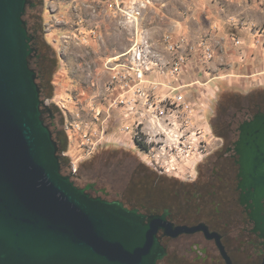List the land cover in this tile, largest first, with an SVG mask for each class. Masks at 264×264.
<instances>
[{
    "label": "rangeland",
    "instance_id": "rangeland-1",
    "mask_svg": "<svg viewBox=\"0 0 264 264\" xmlns=\"http://www.w3.org/2000/svg\"><path fill=\"white\" fill-rule=\"evenodd\" d=\"M119 3L43 0L42 41L50 52L43 64L46 94L62 96L59 102L66 113V125L75 120L74 110L77 112V107H83L81 103L90 98L93 112L102 111L99 117L103 126L91 128V133L85 122L76 132L65 129L62 150L69 159L66 173L70 174L71 160L75 159L79 175L74 178L76 183L97 181L111 195L139 184L144 185L142 194L149 193L154 183L164 192L170 188L191 192L201 163L222 141L217 136L226 130L236 106L247 95L264 92V80L252 77L251 82L246 76L249 48L264 53V0H124L122 10ZM198 21L237 22L219 35L215 26L197 30ZM171 43L175 44L172 49ZM234 46L237 56L228 57L229 52L221 57L236 49ZM133 49L141 50L145 54L142 65L152 68L146 73L145 85L155 84L151 92L155 99L175 98L181 92L192 109L170 102L165 105V101L155 107L142 102L129 118L124 117L122 107L114 103L121 89L115 88L113 67L123 59L117 56L119 52ZM230 63L237 64L234 73L226 67ZM213 76L222 86L216 98L203 103L187 95H196L195 86ZM151 119L156 120L154 129ZM138 130L141 139L137 138ZM86 133L93 142L101 139L92 152H83V147L93 146L83 144ZM176 137H183L181 144H175ZM175 145L178 148L174 149ZM197 145L203 149L198 151Z\"/></svg>",
    "mask_w": 264,
    "mask_h": 264
},
{
    "label": "water",
    "instance_id": "water-1",
    "mask_svg": "<svg viewBox=\"0 0 264 264\" xmlns=\"http://www.w3.org/2000/svg\"><path fill=\"white\" fill-rule=\"evenodd\" d=\"M30 0H0V264H157L165 216L95 197L63 172L24 18ZM241 187L264 209V112L240 126ZM254 177L255 180H251ZM264 220V216L259 217Z\"/></svg>",
    "mask_w": 264,
    "mask_h": 264
},
{
    "label": "flooded vegetation",
    "instance_id": "flooded-vegetation-1",
    "mask_svg": "<svg viewBox=\"0 0 264 264\" xmlns=\"http://www.w3.org/2000/svg\"><path fill=\"white\" fill-rule=\"evenodd\" d=\"M30 1L34 5L28 6L24 17L35 49L31 64L37 71L42 89L43 117L58 142L63 172L67 174L69 159L62 150L65 129L70 130L85 122L86 128L90 125L88 131L91 132L98 124L103 126L102 118L94 115L90 98L81 103L83 107H77V112L74 110L75 120H69L70 125H66V113L59 102L62 96L57 93L50 96L46 94L48 83L43 64L50 52H46V44L42 41L45 29L44 5L43 0ZM247 97L231 113L226 130L217 136L222 141L217 142L201 163L193 179L196 186L191 192L184 190L180 193L172 188L164 192L160 185L154 183L149 193L142 194L144 185L135 184L134 189L128 188L123 193L111 195L97 181L76 184L79 187L92 185L88 190L92 196L122 201L126 207L138 209L145 214L146 220L153 215L165 216L167 223L172 224L170 231L183 226L198 227L195 231H185L177 236L160 228L158 237L165 253L157 264H264V220L259 218L264 216V209L258 214L253 199L244 198L254 188L241 187L244 178L241 175V154L237 149L241 124L253 120L259 112H264V92L249 94ZM69 98L73 100L71 95ZM72 176L73 179L78 177V171ZM251 180H255L254 177ZM262 204L264 206V200Z\"/></svg>",
    "mask_w": 264,
    "mask_h": 264
},
{
    "label": "built area",
    "instance_id": "built-area-1",
    "mask_svg": "<svg viewBox=\"0 0 264 264\" xmlns=\"http://www.w3.org/2000/svg\"><path fill=\"white\" fill-rule=\"evenodd\" d=\"M119 0H116V3H118ZM117 6L121 8V10L124 8V0H120L119 5L117 4ZM173 43L170 44V48H174ZM145 56V54L143 52H141V50H137V49H133L127 52H124L123 54L119 55V57L121 58H125L124 60H118L116 62V65L113 67V70L116 69V74L114 75V79L116 80V86L115 88H120L121 89V93L119 95L116 96V98L114 99V103H116V106L122 107V113L124 115V117L127 119L131 116V114H133V111H136L139 103L141 104L142 102H145L147 105H150L151 107H155V106H161L163 104H161V102H166L165 105H168L169 102L170 104H173L176 107H180L183 106L185 108H189L192 109L191 105L188 104L186 102V97H184V95L179 92L175 95L174 97H168L166 96L164 99H155V94H152L151 92L154 91V85L155 84H151L148 87H146L145 83H147L146 80V73L147 71L149 72L150 70H152L151 67H144L142 65V58ZM120 68V69H118ZM118 86V87H117ZM173 96V95H172ZM173 111V108H171L170 113ZM191 113V111H190ZM102 114L101 109L96 110L95 111V115L96 117H99ZM106 120H109V118H107ZM150 127L152 129H154V126L156 124V120L155 119H151L150 120ZM79 125H75L74 128H71L70 130L76 132L77 131V127ZM141 126V122L137 123V129H139ZM107 127V126H105ZM129 125H127L125 128H128ZM106 129V128H105ZM143 130V129H142ZM144 132V130H143ZM91 133V132H90ZM105 133V132H104ZM106 134V133H105ZM103 138H104V134ZM168 135V134H167ZM183 136V135H182ZM83 144H87L91 143L93 144L90 145L88 148L83 147V145H81L83 147V152H92L97 148V143L100 142V140L98 142H93L92 138L89 136L88 133L84 134L83 136ZM102 138V139H103ZM137 138L141 139V131H137ZM182 138L183 137H176V143L175 144H181L182 142ZM200 145H203V141L199 142ZM177 144V145H178ZM171 150H173V147H171V145L169 146ZM178 148V146L175 145L174 149ZM197 150L199 151V149H203L201 147H197ZM94 149V150H93ZM202 151V150H200ZM78 171V160H71V164H70V173L75 174Z\"/></svg>",
    "mask_w": 264,
    "mask_h": 264
},
{
    "label": "crops",
    "instance_id": "crops-1",
    "mask_svg": "<svg viewBox=\"0 0 264 264\" xmlns=\"http://www.w3.org/2000/svg\"><path fill=\"white\" fill-rule=\"evenodd\" d=\"M236 22L237 21H198V24L196 23V29L201 31L206 26H211V28L213 26H215V27L218 28V34L221 35L227 30L226 27H228L230 24H233V23L235 24ZM241 30L244 31V30H246V28L245 29H241ZM248 32H249V30H248ZM249 36L250 35H248V37ZM246 39H248L247 35H246ZM251 39H252V37H251ZM248 41H249V39H248ZM253 41H254V37H253ZM124 52L125 51L119 52L117 56L123 54ZM229 52H230V54L228 55ZM237 53H238V49L237 48L236 49L231 48L226 53L221 55V57H226L227 55H228V57H230V56L231 57H235V56H237ZM248 53H249L250 56L248 58V64L246 63L247 71H248L246 76L250 77L251 82H252V79H251L252 77L253 78H258V79L260 78L261 80H264V53H261V50H259V48H255V47H250L249 50H248ZM252 53L256 54L255 57L251 56ZM255 62L257 63V65H255ZM235 64L230 63V64L226 65V67L229 66V67H227V69L230 68L228 70L229 73H234L235 72V68H236V65H237V64L236 65ZM257 67H259V69ZM255 68L257 70H254ZM255 75L258 76V77H254ZM216 80H218V79H216V76L210 77L207 80V82L201 83L197 87L195 86L194 90H197L196 95L195 94L194 95L193 94L189 95L190 93H187V95L190 96L192 99H197L199 101H202L203 103H205L204 101H206V100H210L212 98H216L217 95H218V92L220 91V89L222 87L220 84H216L215 83ZM195 83H193V85H196ZM243 83L247 84V83H250V82L249 81L248 82L245 81ZM190 85H192V84H190Z\"/></svg>",
    "mask_w": 264,
    "mask_h": 264
},
{
    "label": "trees",
    "instance_id": "trees-1",
    "mask_svg": "<svg viewBox=\"0 0 264 264\" xmlns=\"http://www.w3.org/2000/svg\"><path fill=\"white\" fill-rule=\"evenodd\" d=\"M25 18V17H24Z\"/></svg>",
    "mask_w": 264,
    "mask_h": 264
}]
</instances>
